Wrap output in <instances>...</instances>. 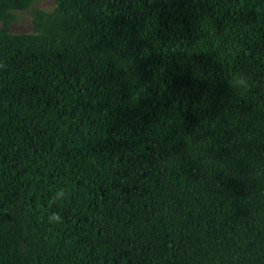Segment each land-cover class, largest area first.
I'll return each instance as SVG.
<instances>
[{"label":"trees","instance_id":"obj_1","mask_svg":"<svg viewBox=\"0 0 264 264\" xmlns=\"http://www.w3.org/2000/svg\"><path fill=\"white\" fill-rule=\"evenodd\" d=\"M56 1L0 30V264H264V0Z\"/></svg>","mask_w":264,"mask_h":264},{"label":"rangeland","instance_id":"obj_2","mask_svg":"<svg viewBox=\"0 0 264 264\" xmlns=\"http://www.w3.org/2000/svg\"><path fill=\"white\" fill-rule=\"evenodd\" d=\"M11 2L1 7L0 30L12 35L37 34L39 27L34 22L38 12L49 13L57 6L56 0H28L22 5ZM11 256L20 257L24 253V245L16 241L9 247Z\"/></svg>","mask_w":264,"mask_h":264}]
</instances>
